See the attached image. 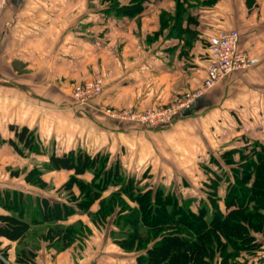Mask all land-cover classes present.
I'll return each instance as SVG.
<instances>
[{"label":"crops","instance_id":"obj_1","mask_svg":"<svg viewBox=\"0 0 264 264\" xmlns=\"http://www.w3.org/2000/svg\"><path fill=\"white\" fill-rule=\"evenodd\" d=\"M79 1L7 0L0 14L2 139L14 137L11 124L26 126L43 145L61 151L56 154L106 150L154 174H190L184 164H199L209 154L204 169L213 174L211 164L220 165L216 153L222 158L235 150L237 159L239 147L264 142V0H216L209 5L192 0L177 20L172 0H92L84 12L76 5ZM129 5L133 12L126 11ZM214 28L237 29L239 48L258 62L206 89L190 114L158 131L99 109L162 105L201 87L207 72L206 39ZM94 72L105 74V80L89 109L71 108L64 102L68 96L50 91L57 82L79 81ZM219 205L224 210L223 202ZM255 237L258 249L242 253L240 261L264 264V232ZM0 242L9 246L15 241L0 237ZM41 253L36 251L35 264ZM117 258L113 264H136L135 257Z\"/></svg>","mask_w":264,"mask_h":264},{"label":"trees","instance_id":"obj_2","mask_svg":"<svg viewBox=\"0 0 264 264\" xmlns=\"http://www.w3.org/2000/svg\"><path fill=\"white\" fill-rule=\"evenodd\" d=\"M131 1L141 3L142 0ZM215 1L201 0L199 3L209 5ZM175 2L177 20L190 6L191 0ZM130 5L126 11L133 12ZM140 8L138 5L134 9L139 11ZM187 19L196 22L192 16ZM176 25L179 27V22ZM10 129L14 137L7 141L19 154H23V149L39 150L40 143L33 130L13 124ZM234 151L222 155L231 171L223 196L224 210L219 205L221 177L216 172H213L215 175L210 181L206 200L203 199L194 210L189 198H180L160 186L142 190L134 178L124 179L121 174L110 178L120 184V189L101 197L100 193L110 180L104 167L95 166L98 154L91 156L80 149L61 155L51 153L48 167L72 170L74 174L105 172L99 182L76 181L86 197V202L79 205L88 207L91 200L99 198L98 208L88 211L90 221L96 227L104 226L115 212L114 218L119 225L118 234L111 236L112 241L123 251L136 252V264H247L245 260L240 261L242 253H254L260 245L255 233L264 232V142L254 141L239 147L236 149L237 159L233 157ZM32 182L45 185L39 175ZM93 188L97 190L92 192ZM123 195L135 204H129ZM39 204L43 222L64 220L75 212V208L66 202H50L42 198ZM29 228L30 222L23 217L0 213V237L19 241ZM73 228V225L66 229L49 228L45 238L61 240L66 247L71 243ZM35 256L34 251L23 248L16 254V264H33ZM0 264L4 261L0 260Z\"/></svg>","mask_w":264,"mask_h":264},{"label":"rangeland","instance_id":"obj_3","mask_svg":"<svg viewBox=\"0 0 264 264\" xmlns=\"http://www.w3.org/2000/svg\"><path fill=\"white\" fill-rule=\"evenodd\" d=\"M91 1L92 0H88L85 2V0H80L76 5L84 12L86 11L85 5H87V2L90 4ZM95 1H101L100 3L103 2L102 0ZM193 1L196 4H199L196 0ZM172 3L173 7L176 6L175 0H172ZM192 4L193 3L191 2L190 5ZM150 21L151 20L148 18L147 24ZM94 79H98L101 82L103 91L105 74L100 72H94L90 77L79 81L70 80L62 83L57 82L54 86L56 89L54 88L50 91L56 90L57 92L63 93L65 97L68 96V100L64 102L66 105L68 104L69 107L86 110L94 106L93 100H95L102 91L92 99L84 100L75 95V91H77L76 86H85ZM48 89H50V86ZM184 92H181L180 94ZM178 95L174 98H177ZM124 108L135 107L100 106L99 109H101L106 115H109L108 110L117 111ZM147 108L149 107L135 109L144 110ZM181 116L182 114L176 116L168 125L154 127H148L133 120H122L136 123L145 130L161 131L170 128ZM251 134L253 136V131ZM8 139L6 138L3 140L0 135V212L14 213L23 217L30 222V228L21 240L15 241L9 246L5 245L6 243L4 242H0V260L4 261V264H7V262L10 264H16V254L23 248L31 249L35 254L36 251L43 252L39 257L41 260H38L36 264H113V262L118 261L117 256L119 255L121 257L120 259L123 260V258H125V261H130L132 257L134 258L136 256V252L122 251L112 241L111 236H116L118 234V230L116 229H118L119 225H117L119 221L114 218L116 216L115 212L108 218L104 226L96 227L90 221L88 211L96 210L98 208L99 198L91 200L89 205H87L88 207L83 208L79 205L80 203L86 202V197H84V194L76 181L82 180L83 182L90 183L93 180H96V182H99L100 179L104 178V171H101V174H92L90 171L81 174H74L73 171L66 169H50L48 167L49 155L51 153L56 154V152H61L60 150L56 151L54 147L43 145V143L38 140L40 143L38 151H28L23 149V154H19L9 143H4L8 142ZM238 140H240V138H238ZM76 150L78 149L72 151ZM88 154L91 156L98 154L95 156V166L104 167V170L108 173L109 180L110 178H114V174H121L120 176L124 179L134 178L139 186H141L142 190H146L150 186H153L154 188L160 186L166 192H173L180 198H189L191 208L194 210H197V206L202 203L203 199L206 200L207 195L210 192V181L215 175L212 173L208 174L204 169L205 164L208 166V161L212 154H209L208 158L202 157L200 159L202 162L199 164H184L183 168L187 170L189 169L188 171H190V174H183L181 172H179V174H154L149 171L148 167L147 169L140 165L134 167V165L125 163L124 161L121 162L120 158L109 155L106 150H100L99 152L90 151ZM213 156L220 161V165L211 164V166H213V169L220 174L221 177L219 201L222 203L225 194L224 190H226L228 179L231 178V171L227 164H223L221 161L222 158L219 157L218 153ZM171 167L173 166L171 165ZM117 168H119V170H117ZM37 175L45 181L44 186H39L32 182ZM117 189H120V184H116L113 180H110L100 195L101 197L108 196L112 191ZM96 190L97 189L93 188L92 192ZM123 196L129 204H135L134 201L129 200L125 195ZM42 198H47L50 202H66L75 208V212L64 220L43 223L40 219L38 209ZM72 225L74 227L72 230L73 236H71V243L66 247L63 246L61 240H49L45 238V234L49 228L66 229L70 228ZM112 232L114 233L112 234ZM33 264H35V262Z\"/></svg>","mask_w":264,"mask_h":264},{"label":"built area","instance_id":"obj_4","mask_svg":"<svg viewBox=\"0 0 264 264\" xmlns=\"http://www.w3.org/2000/svg\"><path fill=\"white\" fill-rule=\"evenodd\" d=\"M7 0H0V14ZM240 33L237 29L214 28L208 34L206 76L201 87L179 94L165 105H154L144 110L124 108L121 110H108V114L115 118L140 122L148 127L168 125L172 120L181 115L182 111L190 108L194 100L206 89L212 87L226 74L234 70L247 69L258 62V57L250 55L239 48ZM75 95L84 100H89L102 91V84L98 79L85 86H76Z\"/></svg>","mask_w":264,"mask_h":264},{"label":"water","instance_id":"obj_5","mask_svg":"<svg viewBox=\"0 0 264 264\" xmlns=\"http://www.w3.org/2000/svg\"><path fill=\"white\" fill-rule=\"evenodd\" d=\"M190 112H191L190 108H186L181 113H182V115H188V114H190Z\"/></svg>","mask_w":264,"mask_h":264}]
</instances>
